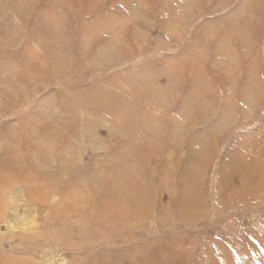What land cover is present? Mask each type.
<instances>
[{
    "label": "rangeland",
    "instance_id": "rangeland-1",
    "mask_svg": "<svg viewBox=\"0 0 264 264\" xmlns=\"http://www.w3.org/2000/svg\"><path fill=\"white\" fill-rule=\"evenodd\" d=\"M0 264H264V0H0Z\"/></svg>",
    "mask_w": 264,
    "mask_h": 264
},
{
    "label": "bare ground",
    "instance_id": "bare-ground-1",
    "mask_svg": "<svg viewBox=\"0 0 264 264\" xmlns=\"http://www.w3.org/2000/svg\"><path fill=\"white\" fill-rule=\"evenodd\" d=\"M34 167V166H33Z\"/></svg>",
    "mask_w": 264,
    "mask_h": 264
}]
</instances>
